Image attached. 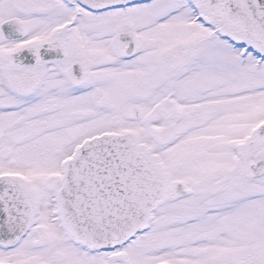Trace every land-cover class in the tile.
<instances>
[{"label":"snow or ice","instance_id":"6c2138e0","mask_svg":"<svg viewBox=\"0 0 264 264\" xmlns=\"http://www.w3.org/2000/svg\"><path fill=\"white\" fill-rule=\"evenodd\" d=\"M0 264H264V0H0Z\"/></svg>","mask_w":264,"mask_h":264}]
</instances>
